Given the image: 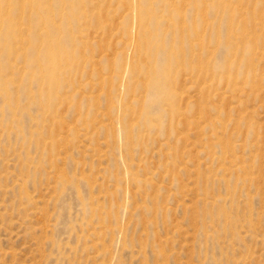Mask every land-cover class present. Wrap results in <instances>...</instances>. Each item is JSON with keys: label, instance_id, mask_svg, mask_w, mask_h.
<instances>
[{"label": "rangeland", "instance_id": "1", "mask_svg": "<svg viewBox=\"0 0 264 264\" xmlns=\"http://www.w3.org/2000/svg\"><path fill=\"white\" fill-rule=\"evenodd\" d=\"M0 264H264V0H0Z\"/></svg>", "mask_w": 264, "mask_h": 264}, {"label": "bare ground", "instance_id": "2", "mask_svg": "<svg viewBox=\"0 0 264 264\" xmlns=\"http://www.w3.org/2000/svg\"><path fill=\"white\" fill-rule=\"evenodd\" d=\"M98 1V0H97ZM237 2H239V1H237ZM228 4V3H227ZM136 8V7H135ZM224 8V7H223ZM239 8V7H238ZM222 10V9H221ZM232 9H230L229 7H228V11L230 12V13H232V12H234V11H231ZM235 10V9H234ZM3 16V15H2ZM258 17V16H257ZM260 18V17H259ZM236 26V25H235ZM253 26H254V24H253ZM242 31H244V30H241V32ZM18 32V31H17ZM230 32L231 33H234L235 32V28L233 29V27H232V25L230 26ZM249 32V31H248ZM238 34V33H237ZM242 36L243 37H245L246 35L243 33L242 34ZM234 40H235V38H233ZM242 39V38H241ZM247 39V38H246ZM239 40V39H238ZM239 42V41H238ZM240 43H241V41H240ZM259 56V55H258ZM199 59V58H198ZM251 61V60H250ZM246 64V63H245ZM200 65V64H199ZM198 65V66H199ZM206 67L207 66H204V65H202V66H199V67H197V71L199 72H202V73H206ZM210 78V77H209ZM189 80V79H188ZM206 80V79H205ZM227 80V79H226ZM208 84V83H207ZM231 84H232V86H236V83L235 82H231ZM173 86V85H172ZM171 88V87H170ZM238 90V89H237ZM169 93V92H168ZM238 101V100H237ZM50 144V143H49ZM234 157V156H233Z\"/></svg>", "mask_w": 264, "mask_h": 264}]
</instances>
